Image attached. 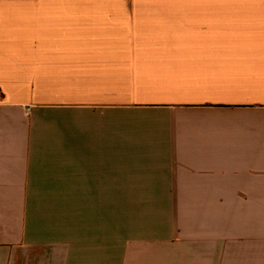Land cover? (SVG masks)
I'll return each mask as SVG.
<instances>
[{
	"label": "crops",
	"instance_id": "0c3cea01",
	"mask_svg": "<svg viewBox=\"0 0 264 264\" xmlns=\"http://www.w3.org/2000/svg\"><path fill=\"white\" fill-rule=\"evenodd\" d=\"M0 264H264V0H0Z\"/></svg>",
	"mask_w": 264,
	"mask_h": 264
}]
</instances>
